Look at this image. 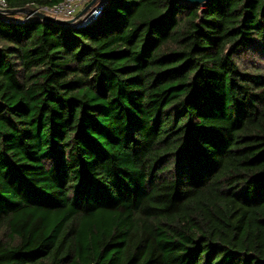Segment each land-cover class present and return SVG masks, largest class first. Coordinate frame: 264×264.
Wrapping results in <instances>:
<instances>
[{
  "label": "trees",
  "instance_id": "16d2710c",
  "mask_svg": "<svg viewBox=\"0 0 264 264\" xmlns=\"http://www.w3.org/2000/svg\"><path fill=\"white\" fill-rule=\"evenodd\" d=\"M22 18L0 15V264H264V0Z\"/></svg>",
  "mask_w": 264,
  "mask_h": 264
},
{
  "label": "built area",
  "instance_id": "2783aa9c",
  "mask_svg": "<svg viewBox=\"0 0 264 264\" xmlns=\"http://www.w3.org/2000/svg\"><path fill=\"white\" fill-rule=\"evenodd\" d=\"M107 2L108 0H65L53 8L40 7L37 10L56 19L71 20L75 19L87 6L92 4L88 11L72 25L84 28L92 25L100 18ZM0 7L8 9L4 0H0ZM22 16L23 18L20 20L24 22L32 19V17Z\"/></svg>",
  "mask_w": 264,
  "mask_h": 264
},
{
  "label": "water",
  "instance_id": "95a60500",
  "mask_svg": "<svg viewBox=\"0 0 264 264\" xmlns=\"http://www.w3.org/2000/svg\"><path fill=\"white\" fill-rule=\"evenodd\" d=\"M177 1L192 5H201L203 8H206L208 7V5L211 3L212 0H177ZM91 5L92 4L87 6L75 19H71V20L56 19L38 10H34L30 8L3 9L0 7V15H4V16L24 15V16L32 17L39 21L60 25L63 27H69L72 26L76 20H79L83 16L88 11Z\"/></svg>",
  "mask_w": 264,
  "mask_h": 264
}]
</instances>
